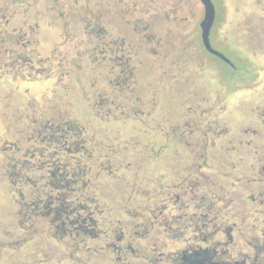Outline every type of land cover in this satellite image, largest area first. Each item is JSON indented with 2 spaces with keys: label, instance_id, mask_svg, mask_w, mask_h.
<instances>
[{
  "label": "flooded vegetation",
  "instance_id": "1",
  "mask_svg": "<svg viewBox=\"0 0 264 264\" xmlns=\"http://www.w3.org/2000/svg\"><path fill=\"white\" fill-rule=\"evenodd\" d=\"M27 1L13 0L5 16L10 0H0V38H16L0 44V79L23 87L0 93V177L18 256L26 264H264V195L247 187L243 210L258 217L241 218L253 226L245 234L223 213L232 199L213 197L198 171L207 148L197 155L189 144L199 169L160 174L152 192L133 187L123 204L114 200L133 166L123 144L146 147L152 164L187 145L184 133H164L160 116L177 82L196 87L197 56H214L202 40L203 3ZM171 103L181 113L169 127L186 133L195 106ZM256 118L264 125V113Z\"/></svg>",
  "mask_w": 264,
  "mask_h": 264
},
{
  "label": "rangeland",
  "instance_id": "2",
  "mask_svg": "<svg viewBox=\"0 0 264 264\" xmlns=\"http://www.w3.org/2000/svg\"><path fill=\"white\" fill-rule=\"evenodd\" d=\"M211 1L216 11L211 43L234 67L207 53L202 58L197 56L192 67L194 74H190L196 87L191 90L182 81L177 82L180 91L176 95H170L171 91H168L170 94L166 92L167 106L160 116H164V133L174 137L184 133L186 140L183 141L187 145L181 147L180 156L171 154L158 164H152L146 160L150 155L146 147L123 144L127 163L133 166L124 172V179L117 183L114 200L119 205L123 204L131 195L133 187H136L137 193L152 192L157 185L154 182L156 176L160 174L172 179L174 171L186 176L199 169L203 160H197L194 167L187 152L191 144L197 155L207 148V166L198 171L206 176L213 197L223 201L224 195H227L232 199L234 204L227 205L223 213L227 212V217L238 219L235 221L241 223V218L246 216L243 208H246L244 201L248 188L258 190L261 197L264 195V125L256 121V115L264 113V0ZM195 9L199 14L198 4ZM197 51L198 46L196 53L200 55ZM22 88L12 81L0 79V93L6 90L18 92ZM172 99L176 103L190 100L191 106H195L196 113L192 114L195 123L186 133L183 129L169 127L177 122L181 113L178 105H172ZM160 163L164 164L163 168H160ZM7 186V181L3 183L0 177V263L26 264L24 261L27 257H19L15 248L9 246L13 239L14 220L12 207L6 195H3ZM259 205L254 207L262 209ZM234 206L237 208L233 209ZM253 215L246 217H258L255 213ZM241 227L245 234H250L249 229L253 226L247 227L241 223Z\"/></svg>",
  "mask_w": 264,
  "mask_h": 264
},
{
  "label": "water",
  "instance_id": "3",
  "mask_svg": "<svg viewBox=\"0 0 264 264\" xmlns=\"http://www.w3.org/2000/svg\"><path fill=\"white\" fill-rule=\"evenodd\" d=\"M200 1L203 3L205 8V17L201 23V28H202V40L206 50L211 54H213L214 56L219 57L225 63L234 67L233 63H231V61L226 56L215 50L211 44L210 35L216 19V11L212 1L211 0H200Z\"/></svg>",
  "mask_w": 264,
  "mask_h": 264
},
{
  "label": "trees",
  "instance_id": "4",
  "mask_svg": "<svg viewBox=\"0 0 264 264\" xmlns=\"http://www.w3.org/2000/svg\"><path fill=\"white\" fill-rule=\"evenodd\" d=\"M12 1L13 0H10V3L8 5L6 4L7 8H4V10H5V16L8 15V14H11L12 13V9H14L12 7L10 8V6H13L14 5V3ZM25 3H28V1L25 0ZM14 40H16V38L12 37V35L8 34V32H7V33H5L4 37H1L0 38V44L3 43L4 46L7 47Z\"/></svg>",
  "mask_w": 264,
  "mask_h": 264
}]
</instances>
